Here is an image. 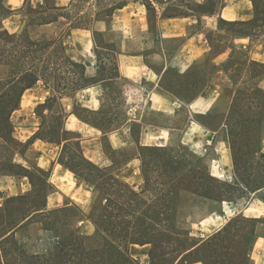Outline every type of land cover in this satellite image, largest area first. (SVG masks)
Returning a JSON list of instances; mask_svg holds the SVG:
<instances>
[{
  "label": "crops",
  "instance_id": "obj_1",
  "mask_svg": "<svg viewBox=\"0 0 264 264\" xmlns=\"http://www.w3.org/2000/svg\"><path fill=\"white\" fill-rule=\"evenodd\" d=\"M71 1L67 4L62 0L51 2L56 6L69 7ZM151 2L149 9L147 0H127L119 13L114 14L108 22L98 19L93 21L102 22L103 28H91L92 24L73 26L67 31V39L64 34L51 38H63L67 55L83 63L88 76L95 78L72 95H61L59 98L66 112L62 124L63 130L67 131L66 142H78L80 153L86 159L100 168L111 169L115 176L131 186L141 185L137 179H142L144 173L145 148L158 147L178 156L184 144L189 145L193 153L200 157L207 156L208 174L221 178L229 173L231 181L235 182L233 170L238 161L233 136L219 140L218 134L224 127H228V121L234 116L235 110L242 106L255 115L263 112L264 107L258 100L251 98V92L257 87L264 91V73L252 77L250 69L253 62L264 64V40H255L264 37V30H253L251 35L238 34L237 29L240 28L222 24V21L238 23L255 20L257 12L254 3L252 0H224L221 5L223 1L220 0L218 10L201 13L195 11L194 7L206 4L207 0ZM21 3L15 8L7 0L14 13L4 19V26L16 34L28 29V15L24 9L26 5L33 8L46 6V0H21ZM170 6H179L182 14L171 15L168 10ZM18 14L22 15L24 26L21 24L18 29H11L6 25V20ZM66 23L68 19L62 17L39 27L54 26L59 30L60 25ZM106 30H112L118 36L116 63L119 79L114 84L98 80L97 76L100 70L98 51L107 49H98L95 34ZM140 36L141 42L135 46ZM73 45L77 46L78 52H74ZM171 74H175V78ZM120 80L130 82L132 86L129 95L131 93L132 97L138 91L142 100L129 106L126 112L129 117L123 124L108 127L99 118L103 116L107 99L113 98L111 89L119 86L124 101L128 100V91L120 86ZM54 94L52 88L43 81H38L24 92L20 107L12 114L14 136L20 142L29 143L26 150L33 156L26 151L18 152L20 159L16 162L29 171L42 169L46 172L51 186L46 197V208L51 210L78 205L82 211V218L77 224L79 233L90 237L95 232L90 211L96 192L62 164L61 151L65 141L57 144L37 137L45 120V110H48L45 107L47 99ZM224 100L225 107L219 109ZM40 107L45 108L44 112L39 111ZM80 110L87 111L90 117H84ZM28 112H32L31 117H24ZM17 113L18 116H15ZM179 116L184 117L179 120ZM213 116L222 117L219 124L207 122L206 119ZM136 127H139L138 131ZM197 129L203 132L198 135L205 136L203 141L196 139ZM175 134H180V140L176 153H173L175 148L171 146ZM97 139L101 141L100 147L92 148L90 142ZM220 142L228 143L225 150L219 148ZM53 149H57L55 154ZM257 153L264 156V139ZM120 156L123 158L120 159ZM216 170L222 175L216 174ZM82 188L85 189L84 197L80 195ZM33 189L29 175L0 174V191L6 190V197L26 194ZM228 204V199L223 197L220 209L215 213L218 219H226L229 215L231 208ZM250 217L264 219V214ZM224 225L218 226L215 232ZM249 247L251 264H264V230L251 236ZM132 253L143 264L142 257L137 255V248H132ZM140 255L144 256L145 253ZM188 264L203 263L194 261Z\"/></svg>",
  "mask_w": 264,
  "mask_h": 264
},
{
  "label": "trees",
  "instance_id": "obj_2",
  "mask_svg": "<svg viewBox=\"0 0 264 264\" xmlns=\"http://www.w3.org/2000/svg\"><path fill=\"white\" fill-rule=\"evenodd\" d=\"M46 0V6L42 8L29 7L28 29L24 33L16 34L10 32L4 26V19L14 13V10L7 4V0H0V138L3 142L14 148L18 152L17 145L27 147L29 143L18 141L14 136V125L12 114L20 107L24 92L36 85L38 81H43L54 91V95L47 99V102L56 101L58 112L60 113L59 124L55 121L44 120L42 127L37 133V137L48 142L63 144L61 151V162L64 166L73 171L83 181L87 182L96 192L90 218L95 224V232L92 236L86 237L79 233L78 221L82 218V211L76 204L66 205L60 208L48 210L46 208V197L51 190L47 181L46 172L42 169L29 171L21 164L10 160L9 169L5 164L0 167V173L8 171L11 174H26L32 179L34 189L26 194H19L8 198L4 204L0 205V262L1 264H141L133 255L132 247L135 244H152V241L144 236L147 233L126 232L124 234L115 233L118 240H110L106 236L104 223L107 218L105 203L109 199L106 197L108 192H113L119 198L118 187L131 186L125 181L115 176L111 169L100 168L92 161L86 159L80 153L79 143L76 141L66 142V130H63V120L66 112L60 102L61 95H72L78 89L86 87L94 77L88 76L86 66L71 59L66 52L63 38L50 41H38L28 35L29 26L33 20L40 19L37 25L48 24L64 17L71 20H78L74 27L89 26L82 14L72 15L69 10L73 5L72 0L69 7L56 6ZM147 6H152L151 0H147ZM161 2V0H156ZM221 3L223 5L224 0ZM256 8V19L251 22L229 23L222 21V24L238 27V34L251 35L253 30H264V0H252ZM127 0H120L119 4L110 9L108 18L101 15V10L94 12L91 21L95 19L108 22L116 11L123 8ZM220 0H207L204 5H197L194 9L201 13H210L219 9ZM169 12L182 14L179 6H170ZM261 20L260 22L257 20ZM86 22V23H85ZM262 22V23H261ZM112 30L96 32V46L112 51L114 59L113 71L109 72L100 61L98 80L114 84L118 79L117 53L119 51L115 39L103 40ZM104 37V38H103ZM99 54V51H98ZM250 73L252 77L260 76L264 73V64L253 62ZM251 95L254 100H258L264 107V91L255 88ZM251 108V106H249ZM250 111V110H249ZM264 112V108H263ZM234 116H249L247 112L235 113ZM98 127L104 128L101 124ZM144 165L151 164L158 159L155 155L160 153L169 160L177 158L166 149L158 147H147L144 150ZM155 156V157H154ZM159 161V160H158ZM158 163V162H157ZM4 172V173H5ZM39 173L43 179V199L36 200L35 196L39 187L35 183L34 175ZM210 179L212 176L207 175ZM180 180V185L186 182L185 178ZM173 185L171 188H174ZM133 187V186H132ZM193 187L202 188L196 184ZM203 189V188H202ZM173 190V189H172ZM39 191H42L41 189ZM205 193H208L205 192ZM135 194H137L135 192ZM206 197H213V193ZM117 205V203H116ZM119 205L116 206V209ZM115 217H119L116 216ZM229 222L221 230L205 240L194 241L191 236L187 245L182 250V254L187 255L197 252L202 248L208 247L209 258L214 264H226L229 261L220 259L219 244L222 243V236L229 233ZM32 227L37 228L39 236L34 242L23 237L22 233H27ZM42 234V235H41ZM190 234V233H189ZM188 234V235H189ZM22 235V236H20ZM49 235V239L47 236ZM40 238L42 240L41 245ZM122 243H126L123 245ZM152 249L150 250V255ZM203 260V259H200ZM221 261V262H220ZM203 264L209 262L202 261Z\"/></svg>",
  "mask_w": 264,
  "mask_h": 264
},
{
  "label": "rangeland",
  "instance_id": "obj_3",
  "mask_svg": "<svg viewBox=\"0 0 264 264\" xmlns=\"http://www.w3.org/2000/svg\"><path fill=\"white\" fill-rule=\"evenodd\" d=\"M9 1L15 8L22 4L21 0ZM62 2L67 4L69 0H62ZM119 2L120 0H76L70 6L69 12L73 16L78 13L82 14L83 18L85 17L83 20L92 24L91 28H103L104 24L102 22H90L92 14L101 10V15L108 18L110 9L119 4ZM28 8V5H26L24 8L26 12L29 11ZM3 10L1 7L0 12H3ZM118 13L119 10L115 12V14ZM39 20L37 18L33 20V24L29 26L28 31V35L38 41H50L51 38H55L60 34H64L63 36L67 39L68 29L78 23V20H68V24L60 25L59 30H57L54 26L39 27L37 25ZM6 25L11 29H14V27L18 29L20 25L23 27L24 20L22 15L18 14L7 19ZM128 34L130 35V33ZM117 38V34L109 33L103 40L115 39L117 41ZM138 39L136 44H134L135 46L139 45L142 37L140 36ZM256 39L264 40V37ZM81 40L84 41L85 39ZM149 46H151V43ZM73 47H75L74 52H78L77 46L73 45ZM112 54V51L108 50H99L98 54L99 61L103 62V66L109 72L113 71L114 68ZM171 76L175 78V74H171ZM118 82H120V86L123 89H127L128 100L124 101V98L119 93V86L111 89L113 98L107 99L103 107V116L99 118L100 122L108 127L123 124L126 118L129 117L126 116L129 106L142 100L138 91L134 92L132 97L130 96L131 93L129 95V90H131L132 86L130 82L125 80ZM225 102L226 100L220 105L221 108L219 109L225 107ZM45 107H48V110L42 107L39 108L40 112H44V110L46 112L44 119L55 121V125H58L60 113L58 112L56 101H51ZM244 111L249 116H233L228 121V127H224L218 134L219 140H224L229 135L233 136L236 150L235 156L238 161L233 170L235 172L233 175L235 182L231 181L229 173L222 175L218 170L214 171L216 174H221L223 176L221 178L208 174L209 159L207 156L203 158L193 153L189 145L184 144L180 147L179 155L175 160H169L165 155L158 153L154 157L159 161L144 165L142 179H137L141 183L140 186L118 187L119 198L115 197L113 192L107 193L106 197L109 200L104 205L107 214L104 223L107 238L111 241L118 240L115 235L116 232L120 235L126 232L147 233L144 237L152 241V244H146L143 247L140 244H135L132 247L137 248V255L142 257L143 264H188L194 261L202 262L204 259L209 264H214L213 260L209 258L208 247L184 256L182 250L187 245L189 236L194 241L205 240L215 233L218 226L231 222L228 228L229 233L222 236V243L219 244V258L229 261L226 264H251L249 257L251 236L264 230V219H253V217H250L255 214H264V156L257 153L259 147L263 145L264 112L261 111L255 115V113H251V110L249 111L245 106H242V108L236 109L235 113L241 114ZM80 112L85 115L84 117H90L87 116L89 115L87 111L80 110ZM31 113L24 114V117H31ZM15 116H18V113ZM149 117L153 118L154 116ZM183 117L179 116V120L183 119ZM215 117L213 116L206 120L212 125L219 124L222 117ZM138 129L139 127H136V131ZM196 131V139L200 138L203 141L205 136H202L203 138L198 136L203 134L201 129ZM179 140L180 134H175L171 146L175 148L172 151L173 153H176V148L179 147ZM100 145L101 141L98 139L90 142L92 148H98ZM227 145L228 143L220 142L218 146L221 150H225ZM15 146L5 144L0 138V167L5 164L6 167L8 166L7 169H9L10 167L7 165L9 163L7 162L10 160L16 162L20 159V156L17 155L18 151L14 148ZM27 148L17 145L18 150L26 151L31 155L32 153L27 151ZM53 150L55 154L57 149ZM209 157L212 156L209 155ZM119 158L123 157L120 156ZM5 173L10 172L6 171ZM207 175L212 176L214 179H210ZM34 176L35 183L39 190H42H38L35 199L41 201L44 193L42 188L43 179L39 173ZM183 177L186 182L180 185L179 182L180 180L183 181ZM175 184L176 186L171 188ZM196 184L201 185L203 189L193 187ZM207 191L208 193H205ZM209 193H213V197L208 198L205 196V194L209 195ZM81 194V197H84V188L81 189ZM7 195L6 190L0 191V205L13 196L6 197ZM223 197L228 199L230 203L228 205L231 210L226 219H218L215 213L219 211ZM116 203L119 205L117 209ZM115 215L119 217L117 218ZM22 235L26 240L34 242L39 236V232L37 228L32 227L27 233H22ZM47 238L49 239V235ZM122 244L125 245L126 243ZM151 249L152 254L150 255ZM142 252L145 253L144 256L140 255Z\"/></svg>",
  "mask_w": 264,
  "mask_h": 264
}]
</instances>
